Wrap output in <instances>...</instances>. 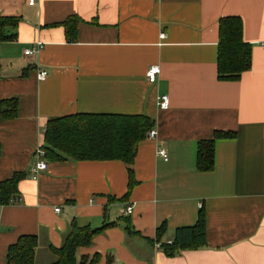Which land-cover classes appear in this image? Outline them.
<instances>
[{"label": "crops", "instance_id": "1", "mask_svg": "<svg viewBox=\"0 0 264 264\" xmlns=\"http://www.w3.org/2000/svg\"><path fill=\"white\" fill-rule=\"evenodd\" d=\"M72 16L82 21L77 42L62 26ZM0 17L21 20L16 40L0 42V110L17 101L15 118L0 114V182L27 175L18 202L0 207V264L24 235L38 237L36 264H52L51 248L63 245L73 221L107 226L79 250L80 262L98 254L99 264L109 255L114 264H264V0H0ZM226 17L242 19L252 46V68L237 82L218 80ZM153 66L160 75L150 83ZM161 96L169 109L159 107ZM74 114L155 121L156 139L139 146L129 199L121 201L129 176L120 161L49 162L33 179L48 121ZM218 131L235 137L217 140L214 169L200 172L198 144ZM202 209L206 246L174 257L155 248L163 225L160 242L173 241ZM128 222L138 234H128Z\"/></svg>", "mask_w": 264, "mask_h": 264}, {"label": "trees", "instance_id": "2", "mask_svg": "<svg viewBox=\"0 0 264 264\" xmlns=\"http://www.w3.org/2000/svg\"><path fill=\"white\" fill-rule=\"evenodd\" d=\"M19 18L0 17V42L14 41L13 32L20 23ZM82 21L77 16L70 17L62 26L68 42H77L78 28ZM244 24L240 17H226L219 22V45L217 59L218 80L237 82L252 68V46L244 41ZM1 77V73H0ZM6 105V104H5ZM10 110L0 114L7 119L17 115V101L7 103ZM155 128V121L146 115L74 114L50 119L45 127L44 144L48 162L73 160L78 162L120 161L127 166L129 183L127 194L121 199L130 198L138 184L135 179L134 163L139 146L149 140V133ZM235 133L215 132L213 139L198 144L197 169L211 172L215 167V145L219 139L234 138ZM2 147L0 145V155ZM27 177L16 173L11 179L0 182V207L18 202L19 184ZM116 200V199H114ZM107 226L100 229L80 227L73 221L60 248L52 247L56 260L52 264H79L81 248L92 245L94 238ZM163 225L158 230L154 244L160 243L168 257H174L184 250L200 249L206 246V213L202 209L197 224L176 231L171 244L161 243L166 232ZM128 234L136 235L131 223L126 226ZM38 237L24 235L9 247L6 264H36ZM85 264H99L101 256L96 254L89 260L81 257ZM107 264H114L113 256H107Z\"/></svg>", "mask_w": 264, "mask_h": 264}, {"label": "built area", "instance_id": "3", "mask_svg": "<svg viewBox=\"0 0 264 264\" xmlns=\"http://www.w3.org/2000/svg\"><path fill=\"white\" fill-rule=\"evenodd\" d=\"M37 1L38 0H27L28 4L30 6H34L37 3ZM165 39H166V35L162 34L161 40H165ZM43 47L44 46L42 43H37L36 50L40 51ZM34 52H35V50L29 49V50L25 51V54L29 56V55H32ZM159 75H160V68L157 66L151 67L147 73L148 81L150 83H155L157 81ZM47 77H48V72L39 71V73H38V80L39 81H44V80H46ZM158 105L162 110L169 109V106H170L169 97L168 96H161L158 99ZM156 137H157L156 129H153L149 133V140H155ZM158 155L164 161H168V159H169L167 152L163 149L159 150ZM36 156L38 157L39 161L36 162L35 166L31 170V175H32L33 179H37L43 172L48 171L49 167H50V163L45 159V152L42 149H38L36 151ZM57 211H59V210H57ZM132 212H133V207L131 205H129L128 207H126L123 210V214L125 216H130L132 214ZM167 243L171 244L172 241H169ZM160 246H161L160 243L155 244L156 249H160Z\"/></svg>", "mask_w": 264, "mask_h": 264}, {"label": "water", "instance_id": "4", "mask_svg": "<svg viewBox=\"0 0 264 264\" xmlns=\"http://www.w3.org/2000/svg\"><path fill=\"white\" fill-rule=\"evenodd\" d=\"M79 264H85L84 262H80Z\"/></svg>", "mask_w": 264, "mask_h": 264}]
</instances>
